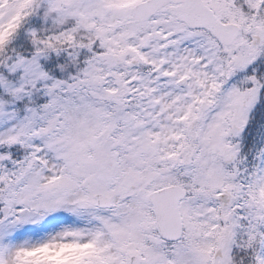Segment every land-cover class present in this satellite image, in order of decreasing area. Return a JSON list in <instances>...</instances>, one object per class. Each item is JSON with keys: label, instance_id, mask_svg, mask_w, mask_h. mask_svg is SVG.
Here are the masks:
<instances>
[{"label": "snow or ice", "instance_id": "snow-or-ice-1", "mask_svg": "<svg viewBox=\"0 0 264 264\" xmlns=\"http://www.w3.org/2000/svg\"><path fill=\"white\" fill-rule=\"evenodd\" d=\"M0 264H264V0H0Z\"/></svg>", "mask_w": 264, "mask_h": 264}]
</instances>
